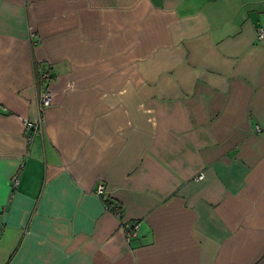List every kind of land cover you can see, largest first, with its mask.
Instances as JSON below:
<instances>
[{
	"label": "crops",
	"instance_id": "crops-1",
	"mask_svg": "<svg viewBox=\"0 0 264 264\" xmlns=\"http://www.w3.org/2000/svg\"><path fill=\"white\" fill-rule=\"evenodd\" d=\"M260 27L264 0H0V264H264Z\"/></svg>",
	"mask_w": 264,
	"mask_h": 264
},
{
	"label": "built area",
	"instance_id": "built-area-1",
	"mask_svg": "<svg viewBox=\"0 0 264 264\" xmlns=\"http://www.w3.org/2000/svg\"><path fill=\"white\" fill-rule=\"evenodd\" d=\"M264 34V28L260 27L258 29V35L259 36H262ZM49 77V74L48 73H44L43 74V78L44 79H48ZM51 103V94L50 92L47 90V87L46 85H44L39 93V96H38V107H39V111H40V115H39V118L37 120V122H31V121H28V120H23V123L25 124L26 127H35L37 129H40L41 127V121H42V112L44 110V108L46 106H48L49 104ZM16 181V179H15ZM105 189V186L103 185L102 182H99L96 186V188H94V191L98 192V193H102ZM104 199V197H103ZM113 212L116 214V215H120V209L118 208V206H115L113 208ZM139 227V224L138 222H135L133 224H130L128 225V231H127V234L131 233L132 231H135L137 230Z\"/></svg>",
	"mask_w": 264,
	"mask_h": 264
},
{
	"label": "trees",
	"instance_id": "trees-1",
	"mask_svg": "<svg viewBox=\"0 0 264 264\" xmlns=\"http://www.w3.org/2000/svg\"><path fill=\"white\" fill-rule=\"evenodd\" d=\"M105 202H106V204H109V205H111L112 204V202H110V201H108V199L107 200H105ZM108 205V206H109ZM110 207H112V206H110ZM114 207V206H113Z\"/></svg>",
	"mask_w": 264,
	"mask_h": 264
}]
</instances>
